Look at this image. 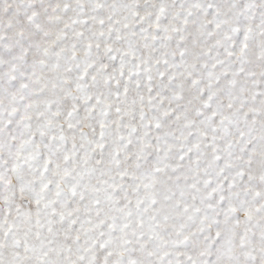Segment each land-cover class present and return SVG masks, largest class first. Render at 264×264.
<instances>
[{
    "label": "snow or ice",
    "instance_id": "6c2138e0",
    "mask_svg": "<svg viewBox=\"0 0 264 264\" xmlns=\"http://www.w3.org/2000/svg\"><path fill=\"white\" fill-rule=\"evenodd\" d=\"M0 264H264V0H0Z\"/></svg>",
    "mask_w": 264,
    "mask_h": 264
}]
</instances>
